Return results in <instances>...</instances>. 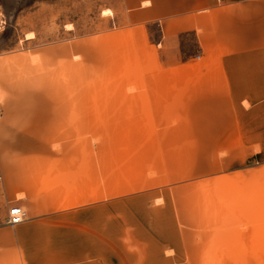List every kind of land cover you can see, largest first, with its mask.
<instances>
[{"label": "crops", "instance_id": "crops-1", "mask_svg": "<svg viewBox=\"0 0 264 264\" xmlns=\"http://www.w3.org/2000/svg\"><path fill=\"white\" fill-rule=\"evenodd\" d=\"M116 22L0 54V264H264L258 237L199 241L184 193L263 187L264 0H121Z\"/></svg>", "mask_w": 264, "mask_h": 264}, {"label": "rangeland", "instance_id": "rangeland-1", "mask_svg": "<svg viewBox=\"0 0 264 264\" xmlns=\"http://www.w3.org/2000/svg\"><path fill=\"white\" fill-rule=\"evenodd\" d=\"M120 3L121 0H0V54L34 52L58 41L86 38L106 31L117 26L116 11ZM184 47L192 52V35H188ZM96 77L90 75V82L96 81ZM251 170L250 167V178L260 174L264 179V168ZM224 173L221 170L214 174L213 178H220L217 181L186 183V225L202 228V234L196 237L201 242L251 246L257 237L264 242V234L256 235V227L264 233V183L263 187H243L241 191L227 186ZM241 194L247 196L248 201L241 202ZM6 205L0 198V218ZM253 253L250 250L234 252L245 259L249 256L244 262L254 261ZM260 254L264 255V251Z\"/></svg>", "mask_w": 264, "mask_h": 264}, {"label": "built area", "instance_id": "built-area-1", "mask_svg": "<svg viewBox=\"0 0 264 264\" xmlns=\"http://www.w3.org/2000/svg\"><path fill=\"white\" fill-rule=\"evenodd\" d=\"M199 56V55H198ZM26 219V211L22 206L16 205L10 208L7 223L15 225Z\"/></svg>", "mask_w": 264, "mask_h": 264}]
</instances>
